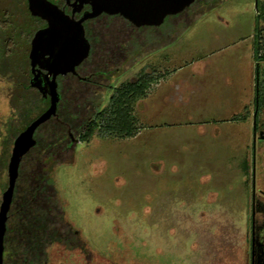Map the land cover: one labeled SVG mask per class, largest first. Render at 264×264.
I'll return each mask as SVG.
<instances>
[{"label":"rangeland","instance_id":"1","mask_svg":"<svg viewBox=\"0 0 264 264\" xmlns=\"http://www.w3.org/2000/svg\"><path fill=\"white\" fill-rule=\"evenodd\" d=\"M258 3L198 0L153 28L105 16L85 23L92 52L80 70L98 71L91 82L117 87L141 69L154 82L131 103L132 136L77 143L52 169L85 250L53 243L45 264H245L247 176L264 184V143L252 145L251 134ZM91 82H60L70 112L85 97L105 104L107 89L93 93ZM10 89L0 77V138ZM257 112L264 125V104Z\"/></svg>","mask_w":264,"mask_h":264},{"label":"trees","instance_id":"2","mask_svg":"<svg viewBox=\"0 0 264 264\" xmlns=\"http://www.w3.org/2000/svg\"><path fill=\"white\" fill-rule=\"evenodd\" d=\"M197 1L195 0L177 13L175 18L182 17V14ZM258 4L261 7L260 9L256 7L252 41L256 97L253 101L254 104L256 103V110L264 104V49L262 47L264 39L261 40L263 38L261 31L264 27L260 29V23L264 24V3ZM100 16L108 19L118 18L132 29L149 27H134L118 15L100 14L97 17ZM43 24L41 19L29 13L25 0H0V77L4 81L6 78L11 87L10 116L3 122L4 136L0 138L2 145L0 197L6 188V165L10 145L12 146L16 135L48 105L47 97L42 96L29 84V44L34 32ZM153 27L150 26V28ZM78 71L80 77L84 79L67 76L81 83L86 82L84 84H89L91 76L94 79L98 72L94 70L83 73L80 67ZM63 78L59 76L56 78L59 98L55 115L35 129L34 145L22 156L18 165L11 202L6 213L2 264H45L46 250L53 243L62 248L70 245L69 247L73 249L76 247L82 252L85 250L83 243L76 239V233L63 217L62 202L50 181V173L53 168L73 157L75 144L69 142L67 131L73 136L76 135L75 138L81 144L88 143L94 136L100 138L132 136L136 127L131 115V103L144 95L153 77L148 71L144 72V69H141L117 87L100 85L99 81L92 80L90 84L95 87L89 88L94 90L93 93L96 89L103 91L107 89L106 102L103 106H98L93 103L94 98L89 101L85 97L84 100L79 99L74 103L79 108L76 112H70L69 108L73 104L71 101L66 102L63 89L59 87ZM32 105H36L38 110L32 111ZM7 142L9 146L5 148ZM1 171L4 172L3 177Z\"/></svg>","mask_w":264,"mask_h":264},{"label":"water","instance_id":"3","mask_svg":"<svg viewBox=\"0 0 264 264\" xmlns=\"http://www.w3.org/2000/svg\"><path fill=\"white\" fill-rule=\"evenodd\" d=\"M71 7L70 16L47 0H27V9L32 16L43 20L46 25L36 30L30 40L28 62L30 86L42 96H48L46 109L20 131L12 142L6 165V188L0 197V264H2L3 235L18 165L22 156L34 145L35 129L55 115L58 93L56 76L75 74V67L88 55L89 45L83 36L82 22L100 14L118 15L134 27L158 26L166 16L175 15L195 0H63ZM71 1V3H69ZM256 4V0H254ZM83 5L89 10L77 20L73 14ZM45 57V58H44ZM45 73L39 78L40 70ZM43 81V84L41 83ZM69 137L71 135L69 134Z\"/></svg>","mask_w":264,"mask_h":264},{"label":"flooded vegetation","instance_id":"4","mask_svg":"<svg viewBox=\"0 0 264 264\" xmlns=\"http://www.w3.org/2000/svg\"><path fill=\"white\" fill-rule=\"evenodd\" d=\"M25 1L27 5V0ZM47 1L56 5L67 16H70L71 7L69 6V4L65 3L63 0H47ZM69 3H71V1H69ZM256 3H257V0H256ZM88 10H89V7L87 5H83L82 8L78 12H75L73 14V19L77 20L84 12ZM86 21L87 20L82 22L83 36L89 45L88 55L85 59L89 58V55L92 52V46L89 41V37L86 35V28H85ZM45 25L46 23L44 22V24L40 28L45 27ZM85 59L75 67V74L67 73L65 75H57L56 78L58 76L63 78L67 75H71L77 79H84V77H80V75L78 74L79 73L78 68L80 67V65L83 64ZM102 62L107 64L105 60ZM37 69L40 70L39 78H42L45 71L38 65H35L34 70H37ZM29 72H30V67H29ZM31 77H32V74L30 73V79ZM57 81H56V91L58 93V85H57L58 82ZM41 83L43 84V81ZM45 96L48 99V96L47 95ZM254 98L256 97L254 96ZM257 113L258 112L256 110V103H255L254 111L252 112V125H251L252 145L254 144V139H257V141L260 144L264 143V125H259L260 118ZM69 134L71 135V137H69ZM67 136L69 138L70 143H74V144L80 143L79 140L75 138L69 131H67ZM247 180H248L247 184L249 187L247 197L249 200H248V212H247V220L245 222V234H244L245 243H246L245 264H264V189L260 187V185L264 187V184H262L263 182L261 181L262 180L261 178H259V180L257 181L258 183H256V175L254 172L249 177L247 176Z\"/></svg>","mask_w":264,"mask_h":264},{"label":"crops","instance_id":"5","mask_svg":"<svg viewBox=\"0 0 264 264\" xmlns=\"http://www.w3.org/2000/svg\"><path fill=\"white\" fill-rule=\"evenodd\" d=\"M192 68H194V67H192ZM196 70H197V68H196ZM196 72H197V71H196ZM196 72H195V74H196ZM153 80H154V79H152L150 83H153V82H154ZM150 83H149V84H150Z\"/></svg>","mask_w":264,"mask_h":264}]
</instances>
